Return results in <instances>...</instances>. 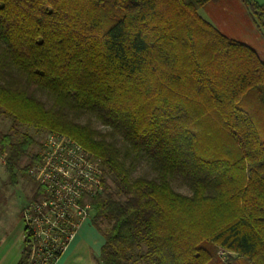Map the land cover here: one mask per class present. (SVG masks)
I'll return each instance as SVG.
<instances>
[{
	"label": "trees",
	"instance_id": "obj_1",
	"mask_svg": "<svg viewBox=\"0 0 264 264\" xmlns=\"http://www.w3.org/2000/svg\"><path fill=\"white\" fill-rule=\"evenodd\" d=\"M209 1L0 0V110L102 159L95 264H224L220 247L264 264V60L201 15ZM242 1L264 28V3ZM35 142L0 131L11 183Z\"/></svg>",
	"mask_w": 264,
	"mask_h": 264
},
{
	"label": "built area",
	"instance_id": "obj_2",
	"mask_svg": "<svg viewBox=\"0 0 264 264\" xmlns=\"http://www.w3.org/2000/svg\"><path fill=\"white\" fill-rule=\"evenodd\" d=\"M29 174L39 193L21 210L23 236L31 243L26 264H54L93 216V198L105 189L103 163L76 139L53 131Z\"/></svg>",
	"mask_w": 264,
	"mask_h": 264
},
{
	"label": "rangeland",
	"instance_id": "obj_3",
	"mask_svg": "<svg viewBox=\"0 0 264 264\" xmlns=\"http://www.w3.org/2000/svg\"><path fill=\"white\" fill-rule=\"evenodd\" d=\"M260 1L264 2V0ZM200 13L206 19L212 21L215 26L226 35L252 45L260 53L262 59H264V35L261 32L263 29H260L263 27H260L261 25L259 26L253 21V14L250 13L249 8L242 0H210L207 4L201 7ZM23 84L32 93L44 100L48 107L52 105L53 100L46 92H43L35 86H29L26 81H23ZM88 117L89 114L86 113L76 118L82 122H86ZM93 123L99 128L102 127L94 119ZM0 131L10 132L16 139L21 138L24 134L31 135L35 138L36 142L31 146L29 155L23 157L20 163V168L29 163L32 153L38 154V161L42 142L46 141L53 132L49 129H38L26 123H15L11 116L1 110ZM36 163L37 162H35V164ZM35 164L28 168L26 176H21L19 182L13 184L10 182L6 170V154L0 155V240L3 235H6L4 242H1L0 249L4 252H8V258L11 260L13 258L19 260L21 256L22 240L17 239L18 233L24 228L21 210L33 197L35 192H37V185L29 174V169ZM148 169L151 170V168L148 167V163L144 162L143 165L139 167L136 174L140 175L149 172ZM109 183L114 187L111 179H109ZM173 184L179 191L187 194L190 193V189L180 177L174 178ZM89 219H92L94 222V215ZM99 223L104 228H108L111 225L109 220H103ZM228 254L235 256L234 252H231L224 247L219 248L218 255L222 256L224 264L228 262Z\"/></svg>",
	"mask_w": 264,
	"mask_h": 264
},
{
	"label": "crops",
	"instance_id": "obj_4",
	"mask_svg": "<svg viewBox=\"0 0 264 264\" xmlns=\"http://www.w3.org/2000/svg\"><path fill=\"white\" fill-rule=\"evenodd\" d=\"M258 1L260 3H264L261 2L260 0ZM249 11L250 13H252L251 9H249ZM252 17H253V21H255V23H257L260 26L255 16L252 15ZM210 22L213 23L212 21ZM260 29H263L261 30V32L264 35V28H260ZM23 229L20 231V233H18V237H17L18 240L19 239L22 240L21 253H22L23 241H24ZM5 237L6 235H3V237L1 238L0 246H1V242H4V240L6 239ZM104 242H105V238L103 233L95 226L92 219H87L81 224L75 238H73L69 242L67 247L64 249V251L61 253V255L55 261L54 264H95V258L100 256ZM8 256H9L8 252H4L0 249V264H17L18 259L13 258L11 260L10 258H8Z\"/></svg>",
	"mask_w": 264,
	"mask_h": 264
}]
</instances>
